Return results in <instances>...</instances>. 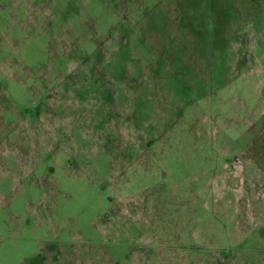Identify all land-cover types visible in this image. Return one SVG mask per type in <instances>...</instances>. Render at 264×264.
I'll use <instances>...</instances> for the list:
<instances>
[{
	"label": "rangeland",
	"instance_id": "1",
	"mask_svg": "<svg viewBox=\"0 0 264 264\" xmlns=\"http://www.w3.org/2000/svg\"><path fill=\"white\" fill-rule=\"evenodd\" d=\"M0 264H264V0H0Z\"/></svg>",
	"mask_w": 264,
	"mask_h": 264
}]
</instances>
